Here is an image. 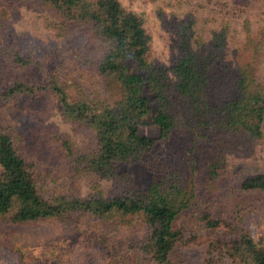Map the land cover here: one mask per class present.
Instances as JSON below:
<instances>
[{
	"label": "trees",
	"instance_id": "trees-1",
	"mask_svg": "<svg viewBox=\"0 0 264 264\" xmlns=\"http://www.w3.org/2000/svg\"><path fill=\"white\" fill-rule=\"evenodd\" d=\"M18 1L47 8L57 19L50 24L59 35L66 36L74 26L85 25L90 37L106 48L100 58L88 62L119 97L113 103L91 98L81 85L72 94L46 55L0 40V56L10 67H39L42 73L35 82L12 76L0 86V103L16 95H54L63 117L92 131L94 139L77 146L68 133L45 129L44 140L62 153L69 171H94L114 179L117 185L109 194L97 188L87 196L61 193L47 198L40 191L34 159L16 146L11 130L0 128V218L72 223L88 213L104 222L124 224L139 216L147 231L135 244L138 253L155 264H179L173 255L187 233L178 221L189 212L207 226L227 227L224 234L210 241L203 264L226 260L264 264V244L256 241L245 224L214 216L213 208L206 204V194L197 192L195 182L182 168L167 165L161 150L174 134L194 133L192 149L199 150L209 180L217 186L229 175L227 154L239 137H264V81L257 78L264 28L255 32L251 21L245 20L248 58L230 66L226 62V26L207 43L195 38L194 17L169 20L179 48L169 66L150 61L153 37L145 17L121 0ZM217 64L229 69V84L214 77ZM149 124L160 129L159 135L142 131V126ZM137 162H144L151 170L147 186H139L129 174L127 168ZM237 188L264 194V172L246 176Z\"/></svg>",
	"mask_w": 264,
	"mask_h": 264
},
{
	"label": "rangeland",
	"instance_id": "rangeland-1",
	"mask_svg": "<svg viewBox=\"0 0 264 264\" xmlns=\"http://www.w3.org/2000/svg\"><path fill=\"white\" fill-rule=\"evenodd\" d=\"M121 1L144 15L145 25L153 37L149 52L153 63L170 66L179 54L177 35L169 20L194 17L195 38L207 43L212 42L216 31L226 26V62L230 66L248 58L245 20L251 21L255 32L264 28V0ZM51 20L57 19L45 7L0 0L2 43L24 50L31 47L46 55L60 80L70 85L72 94L81 85L91 98L113 103L119 96L107 87L103 77L88 62L100 58L106 48L90 37L85 25L74 26L63 36L57 34ZM8 64L0 56V86L14 75L30 82L42 76L39 67L22 69ZM212 73L222 83L229 84V69L222 64L215 65ZM257 78L264 81V50L258 62ZM0 128L11 130L16 146L34 159L39 188L47 198L61 193L87 196L97 188L109 194L117 185L114 179L103 178L94 171H69L62 153L44 140L45 129L68 133L77 146L94 139L92 131L76 127L63 117L51 93L16 95L0 103ZM142 131L149 135L160 133L152 124L142 126ZM194 136L185 132L174 134L170 143L161 147L163 161L184 170L186 177L195 182L197 192L202 196L206 194V204L213 208L214 216L245 224L256 241L264 244V194L245 193L237 188L246 176L264 172V137L256 140L241 135L238 144L227 154L229 175L215 186L209 180L203 156L199 150L192 149ZM127 169L139 186L150 182L152 173L144 162ZM76 218L72 223L13 222L8 217L0 218V264H155L135 248L147 231L139 216L131 217L124 224L104 222L88 213ZM178 224L184 226L187 233V239L173 255L179 264H203L210 241L227 230L225 225L207 226L189 212L181 216ZM221 264L233 263L226 260Z\"/></svg>",
	"mask_w": 264,
	"mask_h": 264
}]
</instances>
